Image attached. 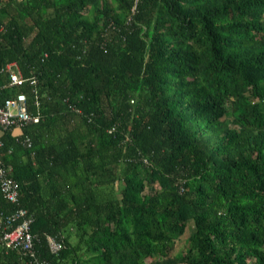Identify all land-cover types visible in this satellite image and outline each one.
I'll return each mask as SVG.
<instances>
[{
    "label": "trees",
    "instance_id": "obj_1",
    "mask_svg": "<svg viewBox=\"0 0 264 264\" xmlns=\"http://www.w3.org/2000/svg\"><path fill=\"white\" fill-rule=\"evenodd\" d=\"M20 93L40 121L3 130L0 213L33 216L37 258L264 264V0H0V106Z\"/></svg>",
    "mask_w": 264,
    "mask_h": 264
},
{
    "label": "built area",
    "instance_id": "obj_2",
    "mask_svg": "<svg viewBox=\"0 0 264 264\" xmlns=\"http://www.w3.org/2000/svg\"><path fill=\"white\" fill-rule=\"evenodd\" d=\"M3 72L9 78V86H22L26 79L21 75L15 64H9ZM35 84V80L30 81ZM35 105L38 107L39 103ZM40 121V114H31L28 110L27 98L23 93L14 98L7 99L0 106V129H23L29 124H36ZM23 144L28 148L31 142L25 137ZM3 143L0 141V192L8 202L18 205L20 199L19 184L11 176V168L6 166L2 159L1 149ZM33 216L27 209L17 208L10 214L0 213V232L1 240L8 249H20L33 260V264H48L44 260L36 257L33 247L34 236L31 233V224ZM48 247L51 253H58L62 249V243L54 237L47 238Z\"/></svg>",
    "mask_w": 264,
    "mask_h": 264
},
{
    "label": "rangeland",
    "instance_id": "obj_3",
    "mask_svg": "<svg viewBox=\"0 0 264 264\" xmlns=\"http://www.w3.org/2000/svg\"><path fill=\"white\" fill-rule=\"evenodd\" d=\"M194 225L193 222H189L185 233L176 241L173 251L170 252V255L176 254L181 250L184 245L185 239L193 232Z\"/></svg>",
    "mask_w": 264,
    "mask_h": 264
},
{
    "label": "crops",
    "instance_id": "obj_4",
    "mask_svg": "<svg viewBox=\"0 0 264 264\" xmlns=\"http://www.w3.org/2000/svg\"><path fill=\"white\" fill-rule=\"evenodd\" d=\"M3 134V130L0 129V137ZM22 134V129L14 128L12 129V135L13 136H20Z\"/></svg>",
    "mask_w": 264,
    "mask_h": 264
}]
</instances>
